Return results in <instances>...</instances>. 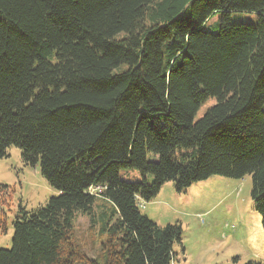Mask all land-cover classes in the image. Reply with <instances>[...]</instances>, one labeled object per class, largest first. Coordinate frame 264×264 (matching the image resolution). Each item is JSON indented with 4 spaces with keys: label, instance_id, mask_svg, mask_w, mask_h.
Returning a JSON list of instances; mask_svg holds the SVG:
<instances>
[{
    "label": "trees",
    "instance_id": "16d2710c",
    "mask_svg": "<svg viewBox=\"0 0 264 264\" xmlns=\"http://www.w3.org/2000/svg\"><path fill=\"white\" fill-rule=\"evenodd\" d=\"M12 146L59 194L22 208L0 264H171L181 226L140 202L214 174L252 175L264 227V0H0V159Z\"/></svg>",
    "mask_w": 264,
    "mask_h": 264
},
{
    "label": "rangeland",
    "instance_id": "374dc122",
    "mask_svg": "<svg viewBox=\"0 0 264 264\" xmlns=\"http://www.w3.org/2000/svg\"><path fill=\"white\" fill-rule=\"evenodd\" d=\"M231 17L244 23H256L258 19L253 12H235ZM220 19L221 13L213 14L205 28L217 31ZM215 102V98H210L202 103L195 119L202 117ZM120 177L131 181L141 179L134 169H122ZM252 187L251 174L242 178L214 174L182 191L176 189L173 181H167L140 208L159 225L181 226L182 239L174 244L175 258L171 264L264 262V227L261 215L254 208ZM57 194L59 191L41 174L39 164H26L21 149L10 147L8 156L0 159V247L12 246L13 223L22 214V208L32 211ZM110 207L108 201L97 199V214ZM74 226L73 237L94 255L88 216L79 214Z\"/></svg>",
    "mask_w": 264,
    "mask_h": 264
},
{
    "label": "built area",
    "instance_id": "2783aa9c",
    "mask_svg": "<svg viewBox=\"0 0 264 264\" xmlns=\"http://www.w3.org/2000/svg\"><path fill=\"white\" fill-rule=\"evenodd\" d=\"M102 190H104V186H102V185L93 186V187H90V188H89V191H90L91 193H93V194H96V195H99V194L102 192ZM142 202H143V201H142ZM142 202H140V204H141Z\"/></svg>",
    "mask_w": 264,
    "mask_h": 264
}]
</instances>
